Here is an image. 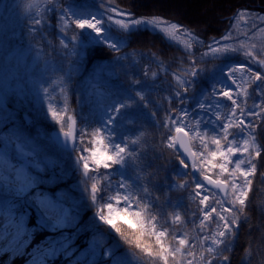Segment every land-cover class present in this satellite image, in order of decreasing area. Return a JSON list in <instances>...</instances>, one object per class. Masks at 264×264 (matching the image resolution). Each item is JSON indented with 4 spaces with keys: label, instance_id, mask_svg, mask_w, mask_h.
Wrapping results in <instances>:
<instances>
[{
    "label": "snow or ice",
    "instance_id": "obj_1",
    "mask_svg": "<svg viewBox=\"0 0 264 264\" xmlns=\"http://www.w3.org/2000/svg\"><path fill=\"white\" fill-rule=\"evenodd\" d=\"M43 3L47 5L43 11L29 16L30 34L35 39L36 34L45 31L44 16L52 12L57 17V27L63 34L59 38L60 50L68 58L82 57L87 47L85 41L88 44L107 46L119 53L123 41L111 35L113 24L120 25L129 33L149 28L157 31V25L167 24V21L157 17L136 19L133 12L124 11L111 0H99L96 11L79 10L67 0H43ZM36 7L39 8V5ZM125 16L129 17L127 23L117 19ZM260 19L264 21V17ZM168 26L173 29L178 27L174 23ZM230 38L235 39L231 33L222 36L219 41L213 38L203 55L212 54L219 58L216 54L221 50L223 54L239 52V48L221 43ZM193 40H196L195 36ZM41 51L43 50H38V57ZM258 57H264V50L257 49L253 44L252 51L245 53L247 63L222 67L220 73L223 79L219 80V88L214 83L212 92H205L194 109L187 107L189 93L195 84V78L204 71L196 66L200 61L194 56L188 60V69L184 70V76L189 77L188 79H181L173 73L174 78L179 80L180 87L171 86V94L165 97L168 101L167 108L151 98L157 73L153 72L149 77L148 67L145 65L142 78H137L135 61L129 65L132 74L128 89L108 93L112 97L111 102L99 105L101 114L94 122L82 119L75 113L67 115V107L60 106L59 97L54 104L49 87L41 86L40 91L48 102V112L52 120L60 125L64 146L67 147L71 140V151L81 153L75 161L77 170H80L82 164L83 176L94 179L90 173L103 176L104 174L98 171L102 166L120 176L115 183L109 174L106 184L91 185V206L96 207L99 204L100 207L93 217L95 232L91 250L94 258L88 264H133L134 261L139 264L141 257L135 252H130L127 256L117 255L116 249L121 246L120 241L146 254L149 259L145 264H195L196 241H190L170 230L171 224L182 221L180 209L183 206L168 200L161 203L159 195L154 193L164 190L185 192L188 199L197 205L191 221L199 229L200 264H230V257L223 253L231 251V244L238 234L241 220L247 219V207L250 203L248 192L253 183L251 177L258 169L256 157L264 160V144L257 143L255 139L256 129L264 127V58ZM128 59L127 54L116 57L117 62ZM253 64L257 66L255 69ZM237 72L250 74L244 80L248 87H239ZM248 88H251V92ZM233 91H243V100L240 96L234 97ZM63 92L62 87L61 93ZM97 95L103 97L104 93L98 92ZM220 97L230 101V105H221L218 102ZM221 107L226 109L223 117L215 112ZM161 109L165 114L163 119L160 118ZM130 110H135L134 114H130ZM119 120H124L127 125L132 126L130 134L117 132ZM141 121L148 122L156 131L164 130L160 142L162 150L159 154L153 152L152 159L148 157V151L151 149L145 148L147 140L139 125ZM192 121L195 123H191ZM78 122L83 124L82 130L76 129ZM65 126L68 131H65ZM89 128L92 129L94 137L100 135L103 141H106V148L99 151L95 147L91 149L90 158L83 155L89 149L79 148L75 142V134L83 138L88 135ZM196 141H199V144L195 143ZM3 142L0 140V143ZM7 142L15 143L16 150L22 155L31 156V152L25 151L21 144L11 139ZM164 150H171L174 156V163L171 159L168 161L171 165V176H166L163 184H153L151 174H146V169L153 167V160L160 159ZM90 161L94 167H90ZM4 162L0 159V165ZM46 167L47 165L36 161L27 170L17 168L11 162L6 169L0 168V187L5 188L14 198L26 199L40 213L38 223L31 229L26 227V214L17 218L10 213L8 223H0V241L11 237L12 243L27 248L33 243L34 234L38 230H47L60 234L43 247V256L49 258L63 253L71 257L70 244L63 233L68 227L69 210L39 190L43 183L40 173H43ZM218 174L223 175V178H219ZM260 175L264 177V172ZM213 176L217 178L214 179ZM229 189L232 191L229 192ZM166 207L172 208L173 211L164 217ZM3 215V210H0V217ZM121 216L124 217L122 223L126 224L129 230L133 225L136 230H122L115 222ZM128 218H131V222ZM162 218L164 223H161ZM100 225L110 226L104 229L110 239L115 241L109 247L104 246L103 236H96V233L101 231ZM112 230L120 237L119 241L111 236ZM145 237L154 238V249L143 242ZM165 239L169 240L167 245L164 243ZM248 255L246 251L245 256ZM30 264H45V259H33ZM76 264L81 262L78 260Z\"/></svg>",
    "mask_w": 264,
    "mask_h": 264
},
{
    "label": "trees",
    "instance_id": "obj_2",
    "mask_svg": "<svg viewBox=\"0 0 264 264\" xmlns=\"http://www.w3.org/2000/svg\"><path fill=\"white\" fill-rule=\"evenodd\" d=\"M31 1L33 0H0V43L3 38L9 42L19 40L22 44L31 42L34 48L43 50L42 62L44 59H50L51 61L45 67H42L40 61L28 66V61H26V64H20L17 60L7 58L6 50L0 53V86L2 87V93L22 110L28 109L33 119L31 129L24 130L22 127H18L13 133L6 129L8 126L7 119L3 109L0 108V140H14L21 144L25 150L30 151L32 157H34L31 159L30 168L36 161L47 165L45 171L40 173L43 183L40 185L39 190L46 195L50 194L58 197L63 204L68 205L71 209L67 220L68 227L63 230L64 236L68 238L67 242L70 244L71 257L63 253L57 254L54 258L43 256V247L54 236H59L60 233L38 230L34 234L33 244L38 241L35 239L40 237L44 239L39 248L41 249L42 259H45V264H76L78 260L81 264H88L94 258L93 255L88 256L86 260H80V251L89 248L94 238L95 229L93 224L95 222L93 217L96 215V209L98 210V208L95 209L88 204H85L84 208L80 205H73V198L68 195L67 185L78 182L81 189L88 188L87 191L91 193L92 183H97L98 186L104 184L103 177L111 170L104 171L99 168L98 171L104 175L96 176L95 173H90L94 179L80 176L79 172L75 170L70 152L60 150L54 146L47 132L60 130V125L52 120L48 112V102L40 91L41 86L49 87L54 104L56 98L59 97L60 106L66 105L67 107V115L75 113L82 119L94 122L99 119L101 114L99 105L111 102L112 97L108 93L128 89L132 74L129 65L130 62L135 61L137 62V78H142L145 65L148 67L149 77L153 72L157 73L151 98L167 108L168 101L165 97L171 94V86L180 87L179 80L177 81L174 78L173 73L181 79H188L189 77L184 76V70L188 69V60L194 56L200 61L196 66L204 69L197 77L189 93L187 107L194 109L205 92H212L214 83L219 88V80L223 79L220 73L222 67L241 64L238 58L209 59L210 54L208 56L203 55L207 51V45L212 43L213 38L219 41L222 36L229 33L235 38V30L239 27L249 28L250 32L246 34V38L249 37L250 33L263 29L264 21L260 17H264V0H216V3H214L216 8L211 18L197 15L186 7L178 6L176 0H111L115 6L124 11L133 12L136 19L157 17L167 21V24L157 25V31H152L149 28L131 33L126 32L120 25L113 24L111 35L123 41L120 52H114L107 46L88 44L85 41L87 47L84 49L82 57L79 58L65 57L60 50L59 38L63 34L57 27V17L52 12H48L44 16L46 23L43 27L46 30L36 34L35 39L30 34L31 20L29 16L37 11H43L47 5L42 0H39L36 4V6L39 5V8L35 6L30 9L18 21ZM67 2L72 3L79 10L87 9L89 11H96L99 4V0H67ZM117 19L127 23L129 17H117ZM173 23L178 25L176 29L168 26V24ZM68 35L70 37L71 32ZM193 36L196 37L195 41ZM49 41L51 44H49ZM199 41H203V43H199ZM226 41H221V43L224 44ZM3 45L4 48L8 47L7 44ZM125 54L128 55V60L116 61L117 56H124ZM247 74L236 73V79L240 85L245 84L244 80ZM62 87L64 88L63 93H61ZM97 87L100 88L99 91L96 90ZM233 87L235 88V86ZM98 92L104 93V96L100 98L97 95ZM232 95L236 97L239 92L233 91ZM218 102L221 104L220 98ZM175 103L178 104V102ZM219 110L226 112L224 107L219 108ZM134 112L135 110H130V114H134ZM164 116V111L161 109L160 118L163 119ZM191 123L195 122L192 121ZM77 125L81 127L80 130L83 129L81 122H78ZM117 125L118 133L130 134L132 126L127 125L124 120H119ZM139 125L146 134L147 144L145 148L151 149L148 151V157L152 159L153 152L159 154L162 150L160 142L164 130L156 131L148 122L141 121ZM209 128H211V125H209ZM2 132L3 136H1ZM93 137L92 129L89 128L88 135L83 138L78 134L77 145L90 149ZM255 139L257 143L264 144V127L256 129ZM195 143L199 144V141ZM170 159L173 163L175 162L171 150H164L160 159L153 160V167L146 169V174H151L150 179L153 184H163L165 177L171 176V165L168 164ZM256 161L258 169L256 174L251 177L253 183L248 192L250 203L247 207V219L241 220L238 234L231 244V251L223 253L230 257V264H264V177L259 174L261 169L264 172V160L256 157ZM216 171L218 173V170ZM209 175H211V172H209ZM112 177L115 181L120 179L117 174H113ZM213 178L217 177L213 176ZM219 178L222 179L223 175H219ZM154 195H159L161 203L168 200L173 204L178 203L183 206L180 209L182 221L178 224H171L170 230L183 235L190 241H196L197 259L195 264H200L198 259L200 252L199 229L191 221L192 213L197 205L188 199L187 193L180 190L172 192L164 190L154 193ZM9 201L11 203L10 210L18 209L20 200L17 201L11 196ZM27 206L26 225H36L40 214L36 213L34 206L29 203H27ZM172 211V208L166 207L163 216L167 217ZM122 219L124 217L121 216L115 221L118 226L122 227V230H136L135 225L129 230L127 225L122 223ZM128 219L131 222V218ZM161 223H164V218L161 219ZM109 227L100 225L101 231L96 233L97 237L103 236L105 247H109L115 242L104 231ZM111 236L115 237L116 241L120 240L114 230L111 231ZM143 242L149 244L152 249L155 248L154 238L148 239L145 237ZM164 243L167 245L169 240L165 239ZM120 244L121 246L116 249L117 255L127 256L130 252H135L137 256L141 257L139 264H145L149 259L146 254L141 253L134 247L130 248L122 241H120ZM191 250L190 248L189 251ZM246 251L249 253L248 256H245ZM2 257L3 255H0V259ZM22 262L24 260L14 259L12 264H21ZM133 264H137V262L134 261Z\"/></svg>",
    "mask_w": 264,
    "mask_h": 264
},
{
    "label": "rangeland",
    "instance_id": "obj_3",
    "mask_svg": "<svg viewBox=\"0 0 264 264\" xmlns=\"http://www.w3.org/2000/svg\"><path fill=\"white\" fill-rule=\"evenodd\" d=\"M43 1V0H42ZM39 2V0H33L31 3L28 5L26 11L21 15V18L19 17L18 21L25 16L27 12L30 11V9L34 8L36 4ZM176 3L178 6L186 7L188 10L195 12L197 15H203L207 16L209 18L213 17L212 13L214 12L216 6L214 3H216V0H196V1H190V0H176ZM13 16V14H12ZM217 18V17H216ZM219 19V18H218ZM17 23V22H16ZM206 25V24H205ZM240 29V30H239ZM249 28L243 27V28H237L235 30V39H228L229 41H226L225 43L229 45V47L233 48H239V52H229L227 54H223L222 50L221 52L217 53L216 56L222 57V56H237L240 55L245 59V53L248 51H252V45L255 44L257 49H262L264 50V28L257 30L253 33L249 34V38H246V34L249 33ZM3 44H7L8 47L4 48ZM32 43H24L22 44L19 40L14 41V42H9L6 41L5 38L2 39L0 43V53L6 50V57L11 58L13 60H17L20 64L25 63L28 61L27 65L31 66L37 62H41L42 67H45L48 65L47 63L51 61L50 59H44L43 62L41 58L43 59V53L41 51L40 56H37V52L40 49L34 48ZM243 55V56H242ZM210 58H216L212 54H210ZM258 58H264V57H258ZM247 62V60L245 59ZM252 67L255 69L257 66L255 64L252 65ZM30 69V67H28ZM178 81V80H177ZM179 84V81H178ZM2 87L0 86V108L3 109L5 118L7 119V124L8 126L6 127L7 130L11 132H15V130L18 127H22L24 130L31 129L33 126V119L32 115L30 114L28 109L22 110L18 105L14 104L11 99L8 98L5 94L2 93ZM99 89V87H98ZM97 90V89H96ZM99 91V90H98ZM101 98V97H100ZM99 100V98H97ZM225 102L227 100L223 99ZM216 113H218L220 116H224L226 113L220 111L219 109L215 110ZM23 115H26L30 118V121L28 124L25 123V119L23 118ZM214 118V117H213ZM81 127H78V130H80ZM233 131H236L234 129ZM51 131L47 132V135L49 137ZM1 136H3V132L1 133ZM8 140L4 141L3 143H0V159H3L5 162L3 165H0V168L6 169L8 166V163H14L17 168H23L25 170L29 169L31 166V159L34 158L31 156L27 155H22L16 150L15 143H9L7 142ZM95 141V143H94ZM16 142V141H15ZM18 143V142H16ZM79 148H82L80 145H78ZM95 147L98 151L100 149L106 148L105 141H103L102 136L97 135L93 137L92 143H91V148L89 151H86L83 153V155L88 156L89 158L91 157V149ZM27 151V150H25ZM71 158L74 161V166L75 170L76 164L75 161L76 159L81 155L79 151L77 152H70ZM90 167L91 166V161H90ZM100 169L105 170L102 166ZM80 176H83V169H82V164L80 166V170L78 171ZM263 172V169L259 172V174ZM111 174L113 176V173L109 172L107 176ZM107 176L103 179L104 184L107 183ZM113 183H115V180L112 178ZM82 183L80 182V185ZM67 189L69 190V196L73 198L72 204L73 205H80L82 208H84L85 204H88L91 206V193L88 191H85L81 189L78 186V182H73L72 184L67 185ZM88 189V188H87ZM232 190L229 189V192ZM47 196L53 198L54 200L58 201L62 207L66 208L69 210V215L71 213V209L68 205L63 204L58 197L51 196L47 194ZM11 198V195L8 193V191L0 187V210H3V217H0V223H8L9 220V214H14L17 218H19L21 215H25L26 211H28V206H27V201L26 199H18L15 198V200L19 201V207L18 209L14 210H9L10 208V201L9 199ZM14 198V197H13ZM114 206H115V201H113ZM21 206V207H20ZM100 205L98 204L95 209H99ZM27 209V210H25ZM16 210V211H15ZM96 209V213H97ZM37 214H40L36 211ZM27 217V214L25 216V219ZM119 219V217L117 218ZM38 221V219H37ZM33 222V219H32ZM34 225L33 224H27L26 227L31 229ZM41 238V237H40ZM39 238V243H36L35 245H29V248H23V247H18L16 244L11 242V237H6L3 241H0V253L4 252L7 254L4 264H8L9 260H12L14 257L22 256V255H28L29 261L36 259L40 260L42 259L41 255V249L39 248V245L43 242V238ZM91 250V245L89 248L80 251V260H86L88 256H91L92 254ZM54 258V257H51Z\"/></svg>",
    "mask_w": 264,
    "mask_h": 264
},
{
    "label": "water",
    "instance_id": "obj_4",
    "mask_svg": "<svg viewBox=\"0 0 264 264\" xmlns=\"http://www.w3.org/2000/svg\"><path fill=\"white\" fill-rule=\"evenodd\" d=\"M23 118L25 119V123L28 124V122L30 121V118H29L28 116H26V115H23ZM68 130H69V129L67 128V131H68ZM49 135H50V138L53 140V142H54L59 148L71 151V143H72L71 140L69 141L68 146L65 147V146H64V143H63V141H64V137H63V135H62L60 132H58V131H51ZM76 135H77V134H75V142H76ZM57 137L59 138V142H57ZM209 187L212 188L211 185H209ZM213 190H215V189H213Z\"/></svg>",
    "mask_w": 264,
    "mask_h": 264
},
{
    "label": "flooded vegetation",
    "instance_id": "obj_5",
    "mask_svg": "<svg viewBox=\"0 0 264 264\" xmlns=\"http://www.w3.org/2000/svg\"><path fill=\"white\" fill-rule=\"evenodd\" d=\"M238 83H239V82H238ZM239 85H240V84H239ZM240 86H241V89H243V88H245V87H248L246 84H243V83H242ZM244 86H245V87H244ZM248 91L251 92V88H248ZM238 96H240L241 100H243V91H240ZM248 104H249V105L251 104V100L248 101ZM242 106H243V104H242Z\"/></svg>",
    "mask_w": 264,
    "mask_h": 264
}]
</instances>
